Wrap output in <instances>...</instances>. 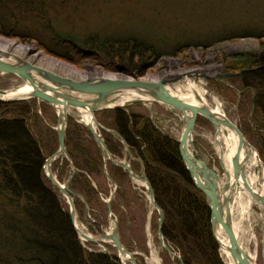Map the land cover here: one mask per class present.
Returning a JSON list of instances; mask_svg holds the SVG:
<instances>
[{
  "label": "trees",
  "instance_id": "16d2710c",
  "mask_svg": "<svg viewBox=\"0 0 264 264\" xmlns=\"http://www.w3.org/2000/svg\"><path fill=\"white\" fill-rule=\"evenodd\" d=\"M12 8L16 11H10ZM38 9L39 6L30 1L0 0V37L21 44L35 42L36 49L44 55L75 69L92 59L100 61L104 71L132 79L147 75L163 55L184 57L187 50L205 49L223 41L246 37L260 39L255 52L220 55L218 62L222 65V73L233 75L220 84L217 80H209L207 88L219 95L221 89L216 85L222 86L237 115L245 111L243 126L238 122L236 125L255 147L264 168V40L261 39L264 31L242 30L192 41L186 37L187 40L167 50H159L151 43L130 37L95 34L80 39L61 37L48 26L52 38L47 45L23 24L32 10L37 11L36 20L41 19ZM34 104L32 99L0 102V239L2 247L9 250L0 252V264H116L115 257L88 252L79 245L70 225L67 206L43 176L44 155L28 124L34 114ZM133 106L141 105L94 114L101 127L118 135L116 138L99 129L106 149L113 158H121L123 142L131 155L141 159L154 202L163 214L160 233L167 246L179 256V261L173 260L175 264H222L217 255L220 249L210 231L204 196L193 186L184 169L176 141L158 131L145 111H132ZM201 121L208 124L200 117L195 123ZM63 143L71 165L81 174L89 175L72 176L68 185L69 190L83 196L87 204L86 198L97 195L87 177L91 179L101 174L99 151L87 129L71 118L66 123ZM57 160L61 161L62 168L68 166L64 158ZM111 168L118 175H124L121 169ZM56 178L58 180V176ZM73 206L75 212L78 206L83 207L77 198H73ZM93 230L100 232L98 224Z\"/></svg>",
  "mask_w": 264,
  "mask_h": 264
},
{
  "label": "rangeland",
  "instance_id": "374dc122",
  "mask_svg": "<svg viewBox=\"0 0 264 264\" xmlns=\"http://www.w3.org/2000/svg\"><path fill=\"white\" fill-rule=\"evenodd\" d=\"M17 1L23 3L30 1L39 6L38 10H40L41 13L38 15L41 19L36 20L37 11L35 10H37V8L34 5L33 7L35 10L28 12V18L26 19L27 22H24L23 24H25L27 31H30L34 36L43 38L47 45L50 44L52 38L48 26H51V28L57 33L56 35L61 37L71 36L72 38L80 39L91 34L118 38L130 37L137 41L151 43L158 47L159 50H167L170 46H175L176 44L187 40L186 37H188L189 41H192L195 38L203 40L208 35H211V37L227 35L242 30L255 32L264 31V0ZM11 10L15 9L12 8L10 11ZM17 14L18 13L15 15ZM261 39L264 40V38ZM4 40L19 43L17 40ZM257 40L260 39L246 37L231 41H223L205 49L199 48L197 50H187L184 57L163 55L158 58L156 63L151 67L150 72L142 79H146L150 76L157 77L161 74H164V77H171L186 70H196L198 71L197 73L213 77L216 74L222 73V65L218 62L220 55L255 52L258 49ZM21 45L32 47L33 50H30L28 55H33L34 53L39 52L45 57L52 58L44 55L41 50L36 49L35 42ZM66 65L72 67L69 64ZM86 67H90L97 72H104V74H109L110 76L119 74L104 71L102 63L92 59L83 62L80 69L72 68L77 72H82L86 70ZM93 77L95 76L90 78ZM197 78L200 79L206 87L209 80H217V84H220V82H226V78L225 80L215 78L207 79L206 81L199 76H197ZM24 85L25 84L14 75L0 74V90L5 92L11 90L16 91ZM216 86L221 89L218 92L220 96L211 90L209 91L219 101L222 113L235 124L238 122L243 126L244 118L246 116L245 111L242 110L237 115L235 106L229 102L230 99L228 93L221 88L222 86ZM206 99L208 103L210 101V103L215 105L213 100ZM147 107L148 105L133 106L131 110L134 112L145 111L149 115L151 123L158 131L166 132L173 139H177L183 127V121L179 114L176 111L164 106L161 107L157 104L153 106L151 113L149 114ZM33 110L34 114L30 117L28 124L30 130L34 132L37 137V142L45 159L57 148L54 131V128L56 127L55 110L45 103H37L36 101ZM70 116L72 120L80 121L76 113L72 112L70 113ZM193 132L192 139L194 140V145L190 150L196 155H201L206 158L209 166H213L216 170H219L211 143L214 133L212 126L201 121L194 124ZM253 149L258 156L255 147H253ZM258 159L262 164L259 156ZM260 163L257 164V167L261 170L264 180V168H262L263 164L261 167ZM133 166H135V168L137 167L136 165ZM50 172L55 178L58 176V180L57 178L56 180L61 184L67 177L66 175L69 172V166L61 169L60 160L56 159V161L51 163ZM112 173L116 180V190L113 195L112 205H110V216L107 217V211L103 206L102 201L107 199L108 194L112 191V186L107 185L101 176H94V178H91V184H94V190L99 193V196L96 198L92 196L86 198L88 201L85 205L87 211H84V206H78L75 216L80 230L89 234V236L94 237L98 233L109 232L111 228V222L109 220L114 219L116 221L118 239L121 247L126 252L133 254L132 256L134 257L136 264H147L145 258L147 255L149 256L147 241L148 233L152 238L153 249L157 251L161 263L175 264L173 261L174 258H170L168 254L161 249L157 241V213L154 209L151 213L148 211V201L144 188L131 181L129 182L125 176L118 177L114 170ZM49 185L58 196L59 200L65 203L57 189L51 184ZM256 189L259 193H263L264 195L263 182H261V184L259 182L256 185ZM241 201L243 205L247 202L246 198L243 196H241ZM253 207L255 211H258V208L255 205ZM233 208L232 217L236 220V208ZM80 212H82L83 215L82 219L80 217ZM104 219L106 222L104 223L101 232H96V234L91 232V229L94 228L95 224H101V221ZM260 224V222L251 223L250 228L255 238V245L250 242H248L247 245V251L249 254L255 251V264H262L260 258ZM243 230L245 231L246 228L243 227ZM247 233L248 231L244 236H246ZM238 239L239 242H242L241 240L243 239V236L239 235ZM1 241L2 240L0 239V252L2 250L4 252L9 251L2 247ZM102 245L107 249L110 256L116 258V264H130L128 259L121 262L119 257H117L116 250L110 242H105ZM85 246L90 250L100 249V247L93 244H86ZM217 255L222 264L226 263V257L221 251L220 255L219 252Z\"/></svg>",
  "mask_w": 264,
  "mask_h": 264
},
{
  "label": "water",
  "instance_id": "95a60500",
  "mask_svg": "<svg viewBox=\"0 0 264 264\" xmlns=\"http://www.w3.org/2000/svg\"><path fill=\"white\" fill-rule=\"evenodd\" d=\"M0 74L14 75L28 88L26 93H17L7 99L2 98L5 91L0 90L1 103L32 99L36 102L45 103L55 110L56 127L54 128V131L56 135L57 148L51 155L43 160L42 173L44 174L46 180L57 189L68 206V217L72 230L79 245L84 250L110 257L107 249L102 245L105 242H110L116 250L118 257L126 255L130 264H136L134 257L132 256L133 254L126 252L121 247L118 239V229L114 219L109 220L111 222L109 232L98 233L95 237H90L76 228L74 224L76 216L71 198L72 193L68 189V183L71 176H67L66 180L60 184L50 172L51 162L58 157H64L68 162L70 170L73 171V167L69 161L63 142L67 118H71L70 113L74 112L78 114L79 111H84L89 116V122L83 123L81 121H77V123H82L91 135L103 163L107 160L111 165L125 171L131 181L143 183V186L141 187L145 190L148 205L150 204V206H152L157 213V241L161 249H163V251L166 252L170 258H174L179 261V256L167 246L162 234L160 233L163 214L154 202L151 186L144 176L143 170H140V176H135L131 172L124 157L122 160H116L111 157L97 129L104 130L116 138H118V135L114 131L105 130L96 122L94 117V114L98 111L125 108L134 104H141L143 106L148 105L147 111L150 114L153 106L157 104L175 110L179 113L183 121V127L179 137L175 140L178 147V155L193 186L204 196V200L209 211L210 231L217 248L220 249V243L215 236V226H219L221 232L227 240V245L224 249L233 264H255V258H252L247 252V245L242 246L233 232L230 211L232 193L237 186V181L241 180L243 182V187L249 193L252 203L257 205L261 212H264V196L248 189L244 183L242 167L239 164L236 155L240 148H244L248 152L249 150H253L255 152V150L246 140L237 125L232 120L227 118L222 111L217 112L208 108L192 87L189 88V92L196 101L195 104L184 101L170 92L169 88L182 78L189 77L191 74L190 72H181L175 76L160 77L156 80H145L142 78L132 79L121 74L113 76L108 74L109 76H98L95 78L76 80L58 76L40 68L32 67L23 60L15 59L14 61H10L7 57L0 55ZM193 74L195 78L199 76L204 81L215 78L225 80V78L233 75L230 73H221L216 74L213 77H208L197 72H193ZM203 87L207 92H210L204 84ZM130 91L142 95L145 98H130L122 102H117L120 99L119 95ZM197 117L203 118L212 126L214 129V135L220 127L234 135L236 140V153L231 158V173L223 167L219 158L216 159L219 170H215L207 164L206 158L201 155H196L190 150V148L192 149L194 145L192 136ZM122 146L124 153H128L127 147L123 142ZM129 158L132 159L130 155ZM260 165L262 167L261 163ZM104 175L108 182H112L106 173H104ZM112 196L113 192L106 201V210L108 215L110 213L109 200ZM259 234L260 258L262 264H264V222L260 224ZM86 244L96 245L100 247V249H87L85 246ZM160 264H162L161 261Z\"/></svg>",
  "mask_w": 264,
  "mask_h": 264
},
{
  "label": "bare ground",
  "instance_id": "6f19581e",
  "mask_svg": "<svg viewBox=\"0 0 264 264\" xmlns=\"http://www.w3.org/2000/svg\"><path fill=\"white\" fill-rule=\"evenodd\" d=\"M33 50L32 47L21 45L17 42L13 41H7L2 38H0V55L7 57L10 61H14L15 59L23 60L27 62L29 65L35 68L43 69L47 72H50L52 74L63 76L70 79H87L92 76L98 77V76H109L108 74H104V72H97L96 70L86 67V70L82 72L75 71L72 67L62 63L58 62L52 58H48L43 56L41 53H34L33 55H28L29 51ZM182 72H190V76L187 78H182L177 83L173 84L169 90L172 94L176 95L178 98L195 104L196 101L193 99L191 93L189 92V88L192 87L193 90L197 93V95L201 98V100L207 105L208 108H210L213 111L220 112V103L216 99L215 96H213L210 92H207L204 87L203 83L198 79L195 78L193 72H198L196 70H186ZM181 73V72H180ZM164 74L158 75L157 77H147V80H156L157 78L164 77ZM93 77V78H95ZM116 77V76H115ZM145 79V80H146ZM28 90L27 86L24 85L20 89L16 91H6L5 94L2 96V98L7 99L11 98L12 96L16 95L17 93L22 94L26 93ZM120 99L117 102H122L124 100L130 99V98H141L144 99L142 95L136 94L132 91L128 93H123L119 95ZM213 100L214 104L208 103L207 99ZM77 116L82 118V122L86 123L89 122V116L84 111H79ZM78 117V118H79ZM212 146L213 151L215 154L216 159H220L223 167L231 173V158L236 153V140L232 133L229 131L223 129L220 127V129L217 131L215 135H213L212 138ZM237 159L239 164L242 167V176L244 177V183L250 189L252 192H256L257 194H261L256 189V185L260 182L264 183L263 180V174L261 173V170L259 167H257V164L260 163L259 159L257 158V155L253 150H249V152L244 149L240 148V150L237 152ZM138 186H143L142 182L134 181ZM263 195V193L261 194ZM241 196L245 197L247 202L245 205H243L241 201ZM264 196V195H263ZM255 204L252 203L251 198L249 196V193L245 190L243 187V182L241 180L237 181V186L234 189V192L232 193L231 198V217H232V211L233 207L236 208V220L231 218L232 228L233 232L236 235L237 240L238 236H243V239L240 242L242 246L248 245V242L255 245V238L251 231V223H263L264 222V212H261L259 207L255 205L258 208V211L254 210ZM233 206V207H232ZM153 210V207L148 205V211L151 213ZM75 226L78 230H80V227H78V223L75 220ZM243 227L246 228V230H243ZM82 231V230H81ZM248 231V233L245 235V233ZM86 234V233H85ZM89 235V234H86ZM215 236L218 239L220 243V251L224 254L226 257V260L224 264H233L225 251V246L227 245V240L223 233L221 232L219 226H215ZM246 237V238H244ZM147 241H148V251L149 256L147 255L146 263L147 264H160V259L158 256V253L155 249H153L152 246V238L150 234L147 235ZM239 242V241H238ZM248 252V251H247ZM255 251H253L251 254H249L252 258L255 257ZM121 262H124L127 260L126 255H122L119 257Z\"/></svg>",
  "mask_w": 264,
  "mask_h": 264
},
{
  "label": "flooded vegetation",
  "instance_id": "af4514ba",
  "mask_svg": "<svg viewBox=\"0 0 264 264\" xmlns=\"http://www.w3.org/2000/svg\"><path fill=\"white\" fill-rule=\"evenodd\" d=\"M145 106V105H144ZM79 117V116H78ZM69 118H67V120H68ZM79 119H80V121L82 120V118L81 117H79ZM76 123H77V121L76 120H74ZM82 122V121H81ZM97 122V121H96ZM80 124V123H79ZM98 130V133H99V129H97ZM100 135V134H99ZM103 140V139H102ZM104 143V142H103ZM105 145V144H104ZM96 146V145H95ZM106 147V146H105ZM123 147V146H122ZM127 147V146H126ZM97 148V147H96ZM128 150V149H127ZM129 153V154H128ZM128 153H124V150L122 151V157L121 158H113L112 156V158L113 159H116V160H122L123 159V157L125 158V161L127 162V164H128V166H129V168H130V170H131V172L135 175V176H140V170L142 169L143 170V166H142V163H141V159L140 158H138V157H134L133 155H131V153L129 152V150H128ZM51 155V154H50ZM99 155H100V153H99ZM129 155L131 156V158L132 159H130L129 158ZM59 158H64V157H59ZM100 158H101V156H100ZM57 159V158H56ZM56 159L54 160V161H56ZM65 159V158H64ZM66 160V159H65ZM53 162V161H52ZM51 162V163H52ZM67 162V161H66ZM68 163V162H67ZM133 165H136L137 167L135 168V166H133ZM50 166H51V164H50ZM69 166V165H68ZM111 166H113V165H111L110 164V162H108L107 160H105V162L103 163V161H102V158H101V166H100V170H101V174L100 175H95V176H102V179H104V181L106 182V184L107 185H111L112 186V191L108 194V197H107V199L105 200V201H102V203H103V206L105 207V209H106V201L108 200V198H109V196H110V194L113 192V195H114V193H115V190H116V183H115V177H114V175H113V173H112V171H113V169L111 168ZM60 167H61V161H60ZM73 167V166H72ZM113 167H115V166H113ZM116 168H118V167H116ZM61 169H63L62 167H61ZM120 169V168H119ZM121 171L124 173V175H122V176H120V175H118L116 172V175H118V177H123V176H125L126 177V179L130 182L131 180L129 179V177H128V175H127V173L125 172V171H123L122 169H121ZM72 172V173H71ZM104 173H106L109 177H110V179L112 180V182H108L107 180H106V178L104 177L105 175H104ZM53 175V174H52ZM54 176V175H53ZM66 176H71V178H72V176H89V175H85V174H81V172L80 171H78V170H76L74 167H73V171H71L70 170V168H69V172L67 173V175ZM55 177V176H54ZM67 178V177H66ZM71 178H70V180H71ZM87 179L89 180V184H90V186L94 189V184L92 185L91 184V179L89 178V177H87ZM66 180V179H65ZM64 180V181H65ZM70 180H69V182H70ZM131 182H133L134 184H136L134 181H131ZM68 185H69V183H68ZM69 189V188H68ZM71 191V190H70ZM72 194H71V198H72V204H73V198H77L78 199V201L84 206L83 208H84V211H87L86 210V207H85V205H86V202H85V199H84V197L83 196H81L80 194H78V193H73V192H71ZM97 196H99V193H97V195H96V197ZM112 202H113V196H112V198L109 200V209H110V205H112ZM74 207V206H73ZM75 210V209H74ZM107 211V210H106ZM88 214V213H87ZM108 216H110V215H108L107 214V217ZM83 218V215L81 216V219ZM101 221V220H100ZM106 222V220L104 219V220H102L101 221V224H98V226H99V228H100V232H101V230H102V228H103V225H104V223ZM93 223H95V222H93ZM91 232H93V233H95L96 234V232L93 230V231H91ZM97 235V234H96ZM95 235V236H96ZM94 236V237H95ZM91 237V236H90ZM118 256V255H117Z\"/></svg>",
  "mask_w": 264,
  "mask_h": 264
}]
</instances>
